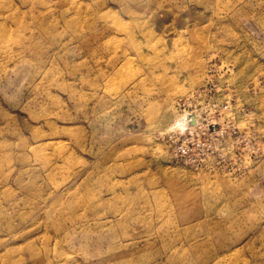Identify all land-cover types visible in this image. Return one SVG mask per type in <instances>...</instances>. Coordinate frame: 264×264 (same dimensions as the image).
Here are the masks:
<instances>
[{
    "label": "rangeland",
    "instance_id": "obj_1",
    "mask_svg": "<svg viewBox=\"0 0 264 264\" xmlns=\"http://www.w3.org/2000/svg\"><path fill=\"white\" fill-rule=\"evenodd\" d=\"M226 238L264 264V0H0V264Z\"/></svg>",
    "mask_w": 264,
    "mask_h": 264
},
{
    "label": "bare ground",
    "instance_id": "obj_2",
    "mask_svg": "<svg viewBox=\"0 0 264 264\" xmlns=\"http://www.w3.org/2000/svg\"><path fill=\"white\" fill-rule=\"evenodd\" d=\"M115 186L116 185L113 183L109 184L110 191L114 194L113 200H115L116 198L119 199V192L117 191ZM124 190H126V187L124 188ZM132 198L140 199L139 201L141 200H144V202L146 201V199H144V196L142 194H138L136 197L134 196L132 197L131 195V199ZM131 199H128V200H131ZM144 204H147V202H145ZM225 240H227V242L219 246L220 249L223 250L222 254L220 256L218 255L212 260H208L207 261L208 263L205 262L204 264H248L247 262L241 259L240 251L236 249L237 245L233 242V240L230 241L228 240V238H226ZM201 246L202 245H198L197 247L200 248Z\"/></svg>",
    "mask_w": 264,
    "mask_h": 264
}]
</instances>
